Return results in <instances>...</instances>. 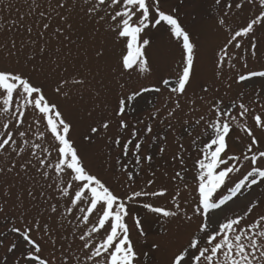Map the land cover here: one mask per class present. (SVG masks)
I'll return each mask as SVG.
<instances>
[{"label": "snow or ice", "instance_id": "snow-or-ice-1", "mask_svg": "<svg viewBox=\"0 0 264 264\" xmlns=\"http://www.w3.org/2000/svg\"><path fill=\"white\" fill-rule=\"evenodd\" d=\"M84 3L88 5L84 13L89 20H94L97 24H107L106 31L113 34L114 42H123V50L117 61L118 67L113 68V72H117L119 76H131L134 72L143 75L151 71L150 61L146 56V49L151 46L147 33L150 29H157L162 25L168 26L170 35L180 43L182 61L175 79L162 77L156 83L141 85L118 95L112 115L96 121V126L89 125V132L83 139L91 143L94 135L101 131L106 133L110 129L112 121L118 122L117 127L121 134L126 132L129 129V121L125 117L137 111L141 98L147 94L161 93V85L169 92L168 103L163 107L171 105L167 111L169 122L166 127L174 130L171 119L183 111L182 98L186 97L195 76L198 45L192 39L190 31L181 24L175 10L164 9L162 0H110V3L108 0H96L94 4L90 3V0H84ZM215 3L220 5L221 0H215ZM245 5L258 7V13L237 30L229 29L230 35L217 53V78L222 77L226 62L230 68H235L232 60L237 58L234 53L229 55L230 48L240 49L243 37H251L250 57H257L258 43L255 33L257 26L264 27V0H239L234 6L243 10ZM100 6L105 8L101 9ZM226 7L231 9L233 4L230 2ZM67 8L66 0H57L54 11H57L61 20L71 28L67 17L61 15V11ZM39 15L51 19L50 16L46 17L44 12ZM225 23V19L219 20V25L223 26ZM49 27V23L43 24L45 30ZM27 31L31 32V27ZM56 32L62 33V29L58 27ZM12 47L15 48V42ZM44 50L42 47L40 52L43 53ZM7 55L12 56L15 53L9 50ZM95 55L97 59L102 58L105 55L104 47L98 48ZM243 59V67L246 70L235 76V83L246 85L253 82L256 99L252 103L259 104L264 93V65L259 69H249L248 57ZM33 71L38 69L34 68ZM257 81L259 87H255ZM66 83L67 80H61L60 86L54 91L61 93V88ZM73 83L83 85L85 80H73ZM201 87L204 93L209 91L206 84ZM231 87L230 82L228 88ZM120 88L124 89L125 84H120ZM246 95L241 91L238 99H232L227 105L223 99L214 98L208 105L209 111L215 113L214 117L206 118L201 114L195 120L183 121L184 132L189 137L194 136L191 147L198 153L193 164L198 196L192 208L193 214L188 215L179 202V191L171 198L175 202L174 210L172 207L158 206L140 199L163 197L167 193L168 189L165 187L157 191H146L147 187L155 183L154 171H151L152 178L146 181L145 188L131 190L130 194L123 195L116 192L107 179L100 173L93 172L85 163L84 155L71 135L74 130L73 122L65 118L57 103L47 98L44 85L37 83L32 75L20 68L0 67V118H7L0 125L3 128L0 132V154L8 153L3 157L5 162L0 165V177L15 174L18 178L27 177L34 181L30 172L35 169L46 183L51 180V183H47L48 188L55 187L60 198H67V203L61 210L59 201L49 203L51 198H46L39 182L34 181L25 190L29 201L34 202L29 208L25 206L21 196L16 197L15 203L10 200L12 185L3 189L0 197V215L5 220L9 219L8 208L12 205L19 213V220L23 221L17 223L13 218L11 226L6 225L5 230L0 231V246L6 250L3 264H56L55 250L58 241L63 239L67 243L69 239L67 235L59 234L60 229L65 228V222L70 226L72 242L77 239L80 241L78 251L83 259L72 253L71 244H67V247L62 244L61 264H73V260L75 264H143L144 260L151 259V256L149 252L141 251L137 247L138 239H133V232L138 238L146 236L143 217L135 211L136 208L157 217L178 219L183 216L189 223L199 217V223L196 224L195 230L188 234L186 243L181 244L168 256L166 264H264V193H260V198L250 199L241 214H228L229 204L234 202V198L243 196L245 189L250 194L254 186H264V148L261 147V141L253 128L247 124V116L254 112V109L244 102ZM199 99L203 101L204 97ZM145 103L155 109L149 113V118L157 120L161 108L155 107V102L151 99ZM191 103L195 105L196 101L192 100ZM236 110L238 116L233 114ZM29 112L33 120L25 127ZM240 120L244 121L243 126L240 125ZM253 120L256 129L264 131V118L259 113L253 116ZM138 123H144V128L133 126L130 136L124 139L123 143L121 134L114 138L108 137L109 144L120 148L123 157L127 158L131 153L132 159L127 163H122L119 156L116 158V164L119 165L117 171L126 178V186L129 188L135 183V177L140 175L143 162H146L151 170L154 156L151 151L144 152L145 144L148 149L157 146L161 155L166 152L164 143L167 141V134H153L152 123ZM201 124L203 127L200 132L195 133V129ZM42 125L43 131L40 130ZM33 128L36 130L33 135L39 141L48 140L47 146L32 142L28 138ZM236 128L248 137L249 142L239 154H230L228 140ZM184 152V144L179 143L172 161H178L183 171H177L173 180H183V172L188 170ZM53 153L55 161L50 162ZM65 176L69 177L67 182L64 180ZM185 188H188L187 184ZM45 213L49 214L48 220H52L53 215L59 217L58 227L47 222L42 223ZM28 216H31L30 220ZM82 225L85 228L82 229ZM9 233L18 234L20 240H8ZM46 248L51 249L48 255H45ZM150 248L160 251L161 245L152 243ZM17 253L20 255L17 256Z\"/></svg>", "mask_w": 264, "mask_h": 264}, {"label": "rangeland", "instance_id": "rangeland-1", "mask_svg": "<svg viewBox=\"0 0 264 264\" xmlns=\"http://www.w3.org/2000/svg\"><path fill=\"white\" fill-rule=\"evenodd\" d=\"M96 0H90L94 4ZM110 3V0H108ZM232 3L233 7L228 9L226 5ZM239 0H221V4L217 5L215 0H162L164 9L169 11L175 10L181 24L190 31L192 39L197 43V59L195 63V76L192 86L188 88L186 97L182 98L184 105L183 111L178 112L171 123L174 125V130H169L166 124L169 122L167 108L163 106L168 103L169 92L162 87V92L159 94H147L139 100L137 111L125 119L129 121V129L120 133L117 127V121H112L110 129L105 133H100L92 137V142L88 143L83 139L85 134L89 132V125L96 126L95 122L102 117L112 115V108L115 107L116 97L122 92L126 93L132 88H139L141 85L147 86L158 82L163 78H176V74L180 71L182 61V49L180 43L170 35L169 28L166 25L159 26L157 29H150L147 33V38L151 41V46L146 49V56L150 61L151 71L143 75L137 72L131 76H119L117 72H113V68H117L118 58L123 50V42H114L113 34L106 31L107 24H97L94 20H89L85 15L84 9L88 7L84 0H66L67 10L61 11V15L67 17V23L72 27L68 28L67 24L57 15L56 8L57 0H0V67H17L24 72L32 75L37 83L44 85V90L47 98L58 104L59 109L66 119L71 120L74 124V130L71 133L72 138L77 142L81 149L85 163L92 169L93 172L100 173L109 181L116 192L120 194H130L131 190H140L145 188L146 181L151 176V171L156 173L155 183L146 188V191H157L161 187L168 189L163 197H151L140 199L145 202H151L154 205L172 207L174 210V201L171 199L177 191L180 192L179 202L187 211L188 215H192V208L195 206L198 193L195 190V169L193 167L198 153L191 147V140L182 127L184 120H195L201 114L207 117H214L215 113L210 112L208 105L214 98L223 99L225 104L230 103L232 99H238V94L243 91L247 95L244 97V102L249 104L254 112L247 116V124L252 127L255 134L261 141V147L264 148V131L256 129L253 116L259 113L264 118V93L261 95L260 103L254 104V83L249 82L246 85H238L235 83V76L245 71L243 67L245 57H248V68L259 69L264 65V27L257 26L256 38L258 43L257 57H250V39L251 37L242 38V47L240 49L230 48L229 55L235 54V60H232L236 66L230 68L226 62L222 77L217 78L215 72V62L217 53L221 45L230 35L229 29L237 30L239 27L246 25V22L253 18L258 13V7L245 5L243 10L235 8V3ZM104 9L105 6H100ZM44 12L45 16H50L51 19H46L39 15ZM227 13V15H225ZM102 14H105L102 12ZM225 19V25H219V20ZM44 23H49L50 27L45 30ZM31 27L32 31L27 29ZM62 29V33H57V28ZM99 29V31H97ZM43 33V35H41ZM15 42V48L12 47ZM104 47L105 55L97 59L95 53L98 48ZM44 48L41 53L40 49ZM11 50L15 55L8 56L7 52ZM38 71H33V69ZM84 79L83 85L73 83V80ZM61 80H67L61 88V93L57 94L54 89L59 85ZM232 83L231 89L228 84ZM120 84H125V88L121 89ZM206 84L209 91L204 93L201 85ZM255 87H259V82H255ZM203 96L201 101L199 97ZM151 99L155 102V107L161 108V112L157 120H151L149 113L155 109L152 105L145 103ZM192 100L196 103L193 105ZM195 108V111H193ZM91 113V115H89ZM234 115L238 116V110L234 111ZM6 117L0 118V125L6 120ZM33 120L32 114L29 112L26 116L25 127L28 122ZM159 120L165 121L159 123ZM145 123L153 124V134H167V141L164 143L166 152L161 155L158 153L157 146L148 149V145H144V152L151 151L154 159L151 163V170L146 162L142 163L140 175L135 177V183L129 188L126 178L121 175L117 169L116 158L119 156L122 163H127L132 159L131 153L129 157H123L121 149L114 144H109L108 137H115L121 134L123 140L130 136L133 126L139 129L144 128ZM244 121L240 120V125L243 126ZM203 124L195 129V133L200 132ZM15 131V129H12ZM22 130V129H21ZM41 131L44 130L43 125ZM3 128L0 127V132ZM33 128L28 135L32 142H40L42 146H47L48 140L39 141L33 133ZM143 134V133H141ZM50 139V137L48 138ZM243 141V143H241ZM249 142L248 137L236 128L229 137L228 143L230 154H239L244 146ZM183 143L185 152V166L187 171L183 172L184 179L179 178L173 180V176L177 171H183L182 166L178 161L173 162L172 156L178 151V144ZM122 146V145H121ZM38 154H40L38 152ZM8 153L0 154V165L5 161L4 156ZM18 159V158H17ZM34 160V158H33ZM55 161V153L50 162ZM35 162V161H34ZM34 181H38L42 190L45 192L46 198L50 197L49 203H57L61 210L67 203V198H60L55 187L48 188L47 183L36 173L35 169L30 172ZM54 172L52 176L54 177ZM119 178V179H118ZM69 179L64 177L65 182ZM27 177L18 178L15 174L0 177V197H2L3 189L12 185V196L10 200L15 203L16 197L21 196L25 201V206L31 208L29 198L26 195V189L34 182ZM185 184L188 188H185ZM260 193H264V186H254L249 194L247 189L244 190V195L238 199L234 198V202L229 204V215L241 214L245 209L248 201L252 198H260ZM43 206V205H42ZM143 217V227L146 233L145 237L138 238L133 232V239H138L137 247L141 251L150 253L151 259L144 260L143 264H166L168 256L176 250L181 244L186 243L188 234L195 230L196 224L199 223V217L194 218V221L189 223L180 218H163L157 217L154 214L148 213L143 209L136 208ZM9 219L5 220L0 215V231L5 230V226H11L13 218L17 223H23L19 220V213L12 205L8 208ZM48 213L44 214L42 223L47 222L58 227L59 217L53 215L52 220H48ZM222 215V214H221ZM31 219V216H28ZM69 219H72L69 217ZM131 223V221H129ZM75 223V221H73ZM70 226L65 222V228L60 229V235L69 237L67 243L63 239L59 240L56 245L55 257L56 264L60 262V248L62 244H71L72 253L83 259L82 254L78 251L80 241L77 239L74 243L71 240ZM85 228V226H81ZM8 240H20L18 234L9 233ZM152 243L161 245L160 251H155L150 248ZM51 251L50 248L45 249V255ZM6 254L4 247L0 246V264H3V257ZM20 254L17 253V256ZM10 260L13 258L9 254ZM75 264V260H73Z\"/></svg>", "mask_w": 264, "mask_h": 264}]
</instances>
